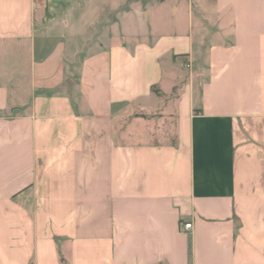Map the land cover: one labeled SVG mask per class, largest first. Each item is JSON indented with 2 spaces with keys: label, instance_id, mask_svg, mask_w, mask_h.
Listing matches in <instances>:
<instances>
[{
  "label": "crops",
  "instance_id": "1",
  "mask_svg": "<svg viewBox=\"0 0 264 264\" xmlns=\"http://www.w3.org/2000/svg\"><path fill=\"white\" fill-rule=\"evenodd\" d=\"M124 5L0 0V264H264V0Z\"/></svg>",
  "mask_w": 264,
  "mask_h": 264
},
{
  "label": "rangeland",
  "instance_id": "2",
  "mask_svg": "<svg viewBox=\"0 0 264 264\" xmlns=\"http://www.w3.org/2000/svg\"><path fill=\"white\" fill-rule=\"evenodd\" d=\"M118 3H121V5L125 4L119 11L118 14V21H121L124 23V26H121V29L126 28L128 32L135 33L134 31L138 30L140 31L142 28H152V24L156 23L158 21L164 20H170V21H176L177 17H173V15L170 14V3L172 0H112ZM111 0H108V4H110ZM144 6L147 7L148 5L152 8V20H148L147 22L142 21V17L139 16V14H135L133 11L137 6ZM181 17V16H180ZM143 23V24H142ZM145 24V25H144ZM112 26H110L111 28ZM156 27V26H153ZM113 30V29H111Z\"/></svg>",
  "mask_w": 264,
  "mask_h": 264
},
{
  "label": "built area",
  "instance_id": "3",
  "mask_svg": "<svg viewBox=\"0 0 264 264\" xmlns=\"http://www.w3.org/2000/svg\"><path fill=\"white\" fill-rule=\"evenodd\" d=\"M184 228L186 230H191L193 228V223L192 222H187L184 224Z\"/></svg>",
  "mask_w": 264,
  "mask_h": 264
}]
</instances>
